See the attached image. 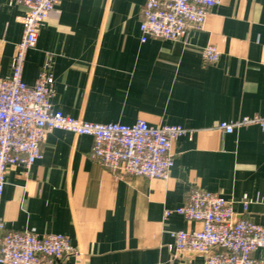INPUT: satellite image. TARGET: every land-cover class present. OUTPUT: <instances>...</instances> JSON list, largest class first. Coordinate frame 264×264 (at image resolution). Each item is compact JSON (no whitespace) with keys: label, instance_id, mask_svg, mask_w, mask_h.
I'll use <instances>...</instances> for the list:
<instances>
[{"label":"crops","instance_id":"obj_1","mask_svg":"<svg viewBox=\"0 0 264 264\" xmlns=\"http://www.w3.org/2000/svg\"><path fill=\"white\" fill-rule=\"evenodd\" d=\"M219 1L186 39L143 43L146 0H60L26 54L24 81L33 85L50 59L54 110L82 122L144 120L189 133L173 144L174 167L162 180L112 172L92 157V137L51 132L41 160L7 172V231L69 237L80 254L57 264H204L202 255L176 256L171 236L201 223L166 216L194 188L264 225V133L257 125L218 129L264 118V0ZM25 15L17 0H0L2 78L12 74ZM210 45L220 52L214 64L202 56Z\"/></svg>","mask_w":264,"mask_h":264},{"label":"built area","instance_id":"obj_2","mask_svg":"<svg viewBox=\"0 0 264 264\" xmlns=\"http://www.w3.org/2000/svg\"><path fill=\"white\" fill-rule=\"evenodd\" d=\"M26 8L24 35L12 61L9 78L0 77V207L8 170H27L42 159V145L55 130L93 138L92 157L112 172L125 176L166 180L174 167L173 144L189 133L182 126H153L144 120L134 124H95L56 111L52 105L55 79L47 60L33 85L23 79L26 54L38 42L40 30L60 0H17ZM219 0H146L141 12V42L150 39L178 41L193 29H202ZM202 56L217 63L220 52L207 46ZM257 125L264 133V118L244 117L218 129L230 134L236 127ZM247 207H244L246 211ZM201 223L195 231L171 232L175 255H202L204 264H264L255 253L264 250V225L238 217L233 203L217 193L194 188L187 202L166 211ZM80 254L63 234L39 235L31 231H7L0 214V264H57Z\"/></svg>","mask_w":264,"mask_h":264}]
</instances>
